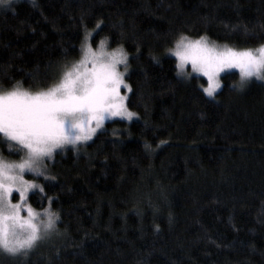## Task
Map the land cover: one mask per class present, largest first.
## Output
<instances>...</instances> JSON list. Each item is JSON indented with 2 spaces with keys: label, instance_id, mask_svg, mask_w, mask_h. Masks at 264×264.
I'll use <instances>...</instances> for the list:
<instances>
[{
  "label": "trees",
  "instance_id": "obj_1",
  "mask_svg": "<svg viewBox=\"0 0 264 264\" xmlns=\"http://www.w3.org/2000/svg\"><path fill=\"white\" fill-rule=\"evenodd\" d=\"M86 31L127 53L135 115L55 152L27 200L40 211L51 197L56 229L27 255L0 250V264H264V79L240 87L226 71L210 97L168 52L181 34L264 44V0H12L0 6V88L54 83Z\"/></svg>",
  "mask_w": 264,
  "mask_h": 264
},
{
  "label": "snow or ice",
  "instance_id": "obj_2",
  "mask_svg": "<svg viewBox=\"0 0 264 264\" xmlns=\"http://www.w3.org/2000/svg\"><path fill=\"white\" fill-rule=\"evenodd\" d=\"M10 3L0 0V6ZM91 36L85 32L81 58L66 64L47 87L30 91L17 82L10 89L0 88V142L7 143L10 151L15 148L16 154L23 153L19 161H8L0 155V250L9 254L27 255L56 229L59 219L51 209V197L49 207L41 211L27 202L29 189H44L26 180L25 173L47 179L45 161L56 150L91 140L106 120L135 115L126 104V93L131 92L125 81L127 53L122 46L107 50L106 40L94 49L89 42ZM169 51L177 59L179 74L188 76L185 69L190 65L193 73L207 78L203 91L210 97L220 88L218 77L225 69H239L240 87L251 77L264 79V44L237 49L210 42L207 36L193 39L181 34ZM14 194L19 196L15 203Z\"/></svg>",
  "mask_w": 264,
  "mask_h": 264
},
{
  "label": "rangeland",
  "instance_id": "obj_3",
  "mask_svg": "<svg viewBox=\"0 0 264 264\" xmlns=\"http://www.w3.org/2000/svg\"><path fill=\"white\" fill-rule=\"evenodd\" d=\"M12 1V0H11ZM197 38H199V37H197ZM197 38H193V39H197ZM101 40H106V39H101ZM100 40V41H101ZM100 41L98 42V44H96V45H92V47L95 49V48H97L98 47V45H99V43H100ZM91 43V42H90ZM217 44V43H216ZM217 45H221V46H223V44H217ZM106 47H107V50H111V49H115V48H109L108 47V45H107V41H106ZM174 47V45L172 46V47H170V49H172ZM230 47H232V46H230ZM238 49V48H237ZM171 55H173L172 54V52H170V51H168ZM174 56V55H173ZM175 57V56H174ZM80 58H81V56H80ZM80 58H78L76 61H78ZM176 58V57H175ZM176 62H177V59H176ZM128 64V63H127ZM120 70L121 71H124V68H123V65H121L120 66ZM230 70H236L238 73H239V69H237V68H230V69H225L224 71H222L220 74H219V77H218V79H219V81H220V85H221V75L224 73V72H226V71H230ZM185 71L187 72V73H193L192 71H191V66L190 65H188V66H186V69H185ZM127 73V72H126ZM126 73H125V81H126V83L128 84V82H127V80H126ZM193 74H198V75H202V74H200V73H193ZM239 75H240V73H239ZM203 76V75H202ZM204 77V76H203ZM206 78V77H205ZM258 79V78H256V77H251V78H249V79ZM206 80H207V78H206ZM207 86V83H206V85L204 86V87H206ZM219 89V88H218ZM217 89V90H218ZM216 90V91H217ZM30 91H32V90H30ZM128 93L129 92H127L126 93V95H127V97H128ZM127 101V100H126ZM114 118H118V119H124V120H130V119H126V118H120V117H114ZM114 118H112V119H114ZM106 121H108V120H106ZM105 121V122H106ZM104 127V126H103ZM99 131V130H98ZM97 134V133H96ZM95 134V135H96ZM94 135V136H95ZM93 136V137H94ZM92 137V138H93ZM82 143H84V142H81V143H79V144H82ZM67 146H73V145H67ZM67 146H65V147H67ZM0 149H1V147H0ZM58 150H60V149H58ZM57 151V150H56ZM0 154H2L3 155V152L0 150ZM55 154V153H54ZM54 154H53V157H54ZM23 155V154H22ZM52 157V158H53ZM50 159V160H46L45 161V165H46V168H47V172H46V175L47 174H49V170H50V163H51V161L53 160V159ZM19 159L20 158H17V159H15V160H8V159H6V160H8V161H19ZM40 177H44V176H36L35 174H33V173H29V172H26L25 173V179L26 180H32V181H34L36 184H39L40 185V181H39V178ZM35 188H33V189H29V191H28V193H27V197H28V194H29V192L30 191H32V190H34ZM37 189V188H36ZM19 199V196H18V194H14V196H13V203H15L17 200ZM27 202H28V200H27ZM41 211V210H40ZM22 215H26V213H24V212H22Z\"/></svg>",
  "mask_w": 264,
  "mask_h": 264
}]
</instances>
